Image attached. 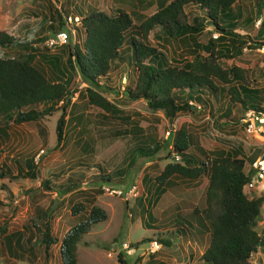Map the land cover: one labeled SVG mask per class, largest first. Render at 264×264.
Returning a JSON list of instances; mask_svg holds the SVG:
<instances>
[{"label": "rangeland", "instance_id": "obj_1", "mask_svg": "<svg viewBox=\"0 0 264 264\" xmlns=\"http://www.w3.org/2000/svg\"><path fill=\"white\" fill-rule=\"evenodd\" d=\"M168 1L142 2L141 7L136 8V14L140 16H132L133 22L136 24L141 16L152 13L157 2ZM133 2L135 0H111L110 9L117 7L130 12ZM107 4L109 0H0V30L16 36L22 42L1 46L0 55L23 56L26 51L23 46L26 45L36 48L38 54L57 55L64 64V46L48 47L45 44V38L50 34L48 23L52 10L60 12L63 19L65 15L74 16L70 12L73 7L83 11L88 7L107 10L104 8ZM229 12L237 22L235 31L264 40V0H234ZM51 22L56 30L57 22L54 19ZM77 23L67 24L72 31L67 30L65 44L81 41L82 33L75 28ZM207 30L204 28L197 35L198 41L206 40ZM216 35V32L211 33L213 37ZM147 38L152 45L160 42L151 32ZM164 50L170 63H181L189 58L184 46H176L172 41H168ZM127 54V40H124L120 49L121 58L110 63L106 75L99 76L100 87H96L120 110L119 118L107 116L100 108L87 103L84 95H81L87 83L80 81L79 75L69 70L67 76L73 94L64 109V135L60 144H55L54 133L55 121L61 111L59 107L44 117L11 123L6 128V134H0V164H5L15 174L23 170L24 160L31 157L36 174L34 178L0 180V227H4L0 232V264H43V246L32 244V238L35 241L41 238V230L29 227L30 232H24L22 228L26 223L30 225L31 221L41 227L48 217L50 233L55 242L48 247L49 255L45 263L61 264L59 240L78 221L79 216L86 215L91 202L104 209L106 218L90 225L88 231L81 235L76 243V264H120L116 258L121 250L120 243L139 242L141 238L155 239L159 247L148 251L146 240L139 242L131 254L120 251L125 264H201L200 254L207 244V236L202 234L198 239H184L175 236L171 229L176 214L184 217L194 207L204 206L205 176L202 182L199 178L188 184L175 179L159 196L155 193L154 176L166 162L178 160L176 155L169 152L174 132L182 127L188 136V151L201 159H206L205 155L209 156L219 149L240 150L245 160L243 167H247L260 152L262 140L243 130L241 116L247 108L240 103H231L226 93L227 85L220 82L216 83L220 88L218 91L205 96L208 100L205 107L180 112L171 120L165 118L161 110L149 109L143 99L128 98L124 90L132 87L134 70L127 60ZM36 59L42 63L41 58L37 56ZM218 61L222 67L233 64L246 68L251 85L264 87V45L255 48L244 46L239 53L222 56ZM43 66L49 73L50 68L46 64ZM189 102L196 104L194 99ZM129 122L136 123L139 128L136 138L127 133ZM167 129L169 134L165 135ZM152 140L160 143L158 151L149 157L138 155L134 147L139 143H151ZM37 152L38 156L34 159ZM102 172L111 176L110 182L100 181L98 174ZM45 179L48 180V188L44 186ZM195 182L196 186L191 185ZM73 183L75 185L72 186ZM102 184L118 188L122 194H107ZM132 185H135L136 196L128 195L125 198L123 193ZM97 189H100L99 193ZM243 191L247 196L264 195V185ZM75 202L84 205V210L76 215L70 212ZM146 211L149 216H146ZM254 228L264 236V199ZM13 231L23 232L21 244L25 250L7 254L2 236ZM156 234L168 238L170 244H161ZM30 235L33 237L29 240ZM253 258L255 261H251V264H264V248L258 247L250 257Z\"/></svg>", "mask_w": 264, "mask_h": 264}, {"label": "trees", "instance_id": "obj_2", "mask_svg": "<svg viewBox=\"0 0 264 264\" xmlns=\"http://www.w3.org/2000/svg\"><path fill=\"white\" fill-rule=\"evenodd\" d=\"M142 2L150 3L151 0H135L130 12L120 8L102 10L88 7L83 11L73 7L70 12L78 16V26L75 28L82 33V39L79 43L61 44L65 48L64 64L57 55L38 54L36 48L26 45L23 46L26 48L23 56L0 55V134L5 135L11 123L35 120L59 107L61 111L55 121L54 133L55 144H60L64 135V109L73 94L69 88V70L79 75L80 81L87 83L81 93L87 103L100 108L107 116L119 118L120 110L96 87H100L99 76L106 75L110 63L121 58L120 49L124 40H127V60L134 70L133 85L124 90L126 96L143 99L149 109L161 110L168 120L180 112L205 107L208 103L205 96L220 89L217 82L227 85L226 93L231 103H240L243 108L264 109V105H261L264 104V87L251 85L247 69L233 64L222 67L218 61L222 56L230 57L239 53L244 46L255 48L264 45V40H256L253 36L235 31L237 22L229 12L234 0L157 2L156 9L141 16L135 24L132 16H140L136 14V8L141 7ZM61 15L55 9L52 10L51 21L54 19L57 22L56 30L50 21L48 36L54 35L59 29H65L68 35V26ZM204 28L208 29L207 37L204 42H200L197 35ZM150 32L160 40L159 43L152 45L148 42ZM212 32L217 35L211 36ZM168 41L176 46H184L189 58L181 63L168 62L163 51ZM19 43L22 44L16 36L0 30V47ZM37 56L42 63L37 61ZM43 64L50 68L49 73ZM191 99L196 104H190ZM129 123L127 133L136 138L139 128L136 123ZM159 147L160 143L152 140L151 143H139L134 148L138 155L149 157ZM188 147L187 133L178 127L169 148V152L176 155L178 160L166 162L153 178L155 193L159 196L175 179L188 184L199 178L202 182L205 176L204 206L194 207L191 213L185 215L187 220L185 216L176 214L171 232L184 239H198L202 234L207 236V244L200 254L201 264H251V255L256 253L258 247L264 248V236L254 228L264 195L247 196L243 192L242 186L248 179L243 170L244 157L238 149H219L209 156L205 155L206 159H201L189 152ZM34 165L32 158H27L23 170L12 174L5 164H0V180L34 178ZM98 176L101 182L111 181L107 173L102 172ZM44 182L48 188V180ZM191 185L196 186L197 182ZM96 191L99 193L100 189ZM83 210L84 205L75 202L70 212L76 215ZM146 216H149L148 211ZM82 217L79 216L78 221L59 240L61 264H76V243L90 225L104 220L106 213L91 202L86 215ZM49 219H45L41 227L31 221L30 225L26 223L22 228L24 232H30L29 227L41 230V238L36 241L32 238V244L43 246L45 262L49 255L48 247L55 242L50 233ZM3 230L4 227H0V232ZM22 233L13 231L2 236L7 254L25 250L21 244ZM155 237L165 246L170 244L168 238L158 237L157 234ZM146 240L141 238L139 242ZM139 242L130 245L136 247ZM116 258L120 264H125L120 252Z\"/></svg>", "mask_w": 264, "mask_h": 264}, {"label": "built area", "instance_id": "obj_3", "mask_svg": "<svg viewBox=\"0 0 264 264\" xmlns=\"http://www.w3.org/2000/svg\"><path fill=\"white\" fill-rule=\"evenodd\" d=\"M78 16H71L65 15L63 17V22L67 25L71 22L77 23ZM69 26V25H67ZM72 31V28H68ZM67 32L65 29H59L55 32L54 35L48 36L45 38V44L48 47L52 46H60L66 41ZM241 123L243 124V130L251 135L259 136L262 140L260 142L261 149L260 152L255 155L252 160L248 163V166H244L243 170L244 173L248 175L247 181L243 184L242 190L254 189L255 186H263L264 185V109H254V108H247L244 110L241 116ZM170 129V128H169ZM169 129L165 131V135L169 134ZM38 156V152L34 156L36 159ZM103 190L107 194L111 195H121L122 191L117 188H109L107 186H102ZM125 198L126 196H135V185L129 187L124 193ZM120 247L124 250L125 253L131 254L134 251V248L127 242L122 241L120 243ZM159 247L155 239L149 240L147 242V249L148 251H154Z\"/></svg>", "mask_w": 264, "mask_h": 264}, {"label": "crops", "instance_id": "obj_4", "mask_svg": "<svg viewBox=\"0 0 264 264\" xmlns=\"http://www.w3.org/2000/svg\"><path fill=\"white\" fill-rule=\"evenodd\" d=\"M110 2H111V0H109V4H107L106 6H104V8H106L107 10H110V8H112ZM116 8H117V7H116ZM104 10H105V9H104ZM263 105H264V104H263ZM251 160H252V159H251ZM251 160H250V161H251ZM120 251H121V250H120ZM134 251H135V249H134ZM134 251H133V252H134ZM133 252H132V253H133ZM135 253H136V252H135ZM135 255H136V254H135ZM188 257H189V255H188ZM188 257H187V258H188ZM134 258H135V257H134ZM251 261L254 263L255 259L253 258V259H251ZM256 264H262V263H256Z\"/></svg>", "mask_w": 264, "mask_h": 264}, {"label": "clouds", "instance_id": "obj_5", "mask_svg": "<svg viewBox=\"0 0 264 264\" xmlns=\"http://www.w3.org/2000/svg\"><path fill=\"white\" fill-rule=\"evenodd\" d=\"M74 16H76V15H74ZM107 185H108V184H107ZM102 186H104V185L102 184L101 187H102ZM107 187H109V188H115V187H113V186H107ZM128 188H129V187H128ZM128 188H127V189H128ZM102 189H103V188H102ZM117 189H118V188H117ZM243 192H244V191H243ZM117 196H119V195H117ZM135 196H136V195H135ZM135 196H133V197H135ZM148 241H149V240H148ZM148 241H147V242H148ZM130 243H132V242H130ZM130 243H129V244H130ZM132 247H133V246H132ZM133 248L135 249V247H133ZM121 251L124 252V250H123L122 248H121ZM118 252H120V251H118ZM118 252H117V253H118ZM108 254H110V253H108Z\"/></svg>", "mask_w": 264, "mask_h": 264}]
</instances>
